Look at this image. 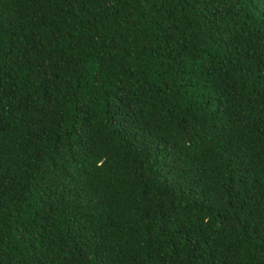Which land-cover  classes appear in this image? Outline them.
I'll list each match as a JSON object with an SVG mask.
<instances>
[{"label": "trees", "instance_id": "16d2710c", "mask_svg": "<svg viewBox=\"0 0 264 264\" xmlns=\"http://www.w3.org/2000/svg\"><path fill=\"white\" fill-rule=\"evenodd\" d=\"M0 264H264V0H0Z\"/></svg>", "mask_w": 264, "mask_h": 264}]
</instances>
